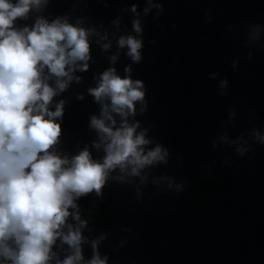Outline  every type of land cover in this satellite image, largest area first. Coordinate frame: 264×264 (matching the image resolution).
<instances>
[{
  "label": "water",
  "instance_id": "water-1",
  "mask_svg": "<svg viewBox=\"0 0 264 264\" xmlns=\"http://www.w3.org/2000/svg\"><path fill=\"white\" fill-rule=\"evenodd\" d=\"M81 2L93 87L110 67L141 80L125 119L166 150L109 172L108 264H264V0ZM129 35L138 61L117 44Z\"/></svg>",
  "mask_w": 264,
  "mask_h": 264
},
{
  "label": "clouds",
  "instance_id": "clouds-1",
  "mask_svg": "<svg viewBox=\"0 0 264 264\" xmlns=\"http://www.w3.org/2000/svg\"><path fill=\"white\" fill-rule=\"evenodd\" d=\"M42 2L0 0V264H47L57 235L74 249L61 264H78L79 231H59L69 206L75 207L74 199L92 191L99 194L113 169L128 168L138 175L139 169L166 154L160 145L145 150L149 141L144 132L125 119L134 113L135 102H143L142 81L117 75L111 67L88 89L101 105L100 116H91L89 126L100 135L103 157L93 159L87 148L70 159L48 151L60 133L54 118L61 116L63 101L54 110L48 104L73 79V68L87 69L91 30L62 18L48 22L38 17L31 28L14 26ZM133 29L140 31L135 20ZM117 44L127 47L133 61L140 59L139 39L121 36ZM45 68L56 77L55 88L46 82ZM112 113L121 118L118 125ZM86 264H105V259L94 253Z\"/></svg>",
  "mask_w": 264,
  "mask_h": 264
}]
</instances>
